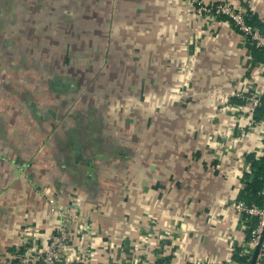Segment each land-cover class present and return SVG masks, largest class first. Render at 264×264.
Returning <instances> with one entry per match:
<instances>
[{
  "label": "crops",
  "instance_id": "crops-1",
  "mask_svg": "<svg viewBox=\"0 0 264 264\" xmlns=\"http://www.w3.org/2000/svg\"><path fill=\"white\" fill-rule=\"evenodd\" d=\"M208 1L264 31V0ZM189 3L160 0L154 25H140L152 99L137 154L84 149L65 124L33 145L23 168L0 154V264L41 263L58 220L50 200L75 214L62 264H254L250 221L232 203L242 200L247 155L264 153V116L250 99L264 98V62L228 17L197 16Z\"/></svg>",
  "mask_w": 264,
  "mask_h": 264
},
{
  "label": "rangeland",
  "instance_id": "rangeland-1",
  "mask_svg": "<svg viewBox=\"0 0 264 264\" xmlns=\"http://www.w3.org/2000/svg\"><path fill=\"white\" fill-rule=\"evenodd\" d=\"M157 2L0 0V154L24 162L60 124L84 149L95 142L116 159L137 154L152 99L138 64L140 25H154ZM188 2L210 14L197 11L208 0Z\"/></svg>",
  "mask_w": 264,
  "mask_h": 264
},
{
  "label": "built area",
  "instance_id": "built-area-1",
  "mask_svg": "<svg viewBox=\"0 0 264 264\" xmlns=\"http://www.w3.org/2000/svg\"><path fill=\"white\" fill-rule=\"evenodd\" d=\"M202 9L197 10L199 14L203 11V13H214L217 15L225 14L233 26L238 28L246 38H249L255 47L264 49V32L259 28L248 25L242 13L235 12L230 7L220 4H210L204 8L202 7ZM250 99L254 105L262 103L259 96L253 95ZM262 104L264 105V102ZM259 194L263 199L262 206L249 205L242 200L232 203L233 209L243 214L249 221L252 217H256L258 220L256 226L251 229L248 238L249 246L257 250L254 264H264V184ZM50 212L57 215L58 220L48 246L42 253L40 264H62L61 260L71 236V223L75 214L72 207L57 206L53 202L50 204Z\"/></svg>",
  "mask_w": 264,
  "mask_h": 264
},
{
  "label": "trees",
  "instance_id": "trees-1",
  "mask_svg": "<svg viewBox=\"0 0 264 264\" xmlns=\"http://www.w3.org/2000/svg\"><path fill=\"white\" fill-rule=\"evenodd\" d=\"M227 18L225 14H219ZM245 22L252 27H255L259 24L255 22V17L246 15L244 16ZM257 28V27H256ZM238 29V28H237ZM260 29V28H259ZM264 32V31H263ZM249 40V38H246ZM250 41V40H249ZM252 56L256 60H260L264 62V49L252 46ZM261 102H264L263 96L260 98ZM258 105L256 111H258L257 116H264V105ZM247 160L250 162V172L247 174L244 187L240 194V199L244 200L247 204H255L257 206H262L263 199L262 196L259 194L260 190L264 184V153L260 155L248 154ZM258 220L256 217H252L249 223V226L246 230L247 237L250 236V231L253 227L256 226Z\"/></svg>",
  "mask_w": 264,
  "mask_h": 264
}]
</instances>
